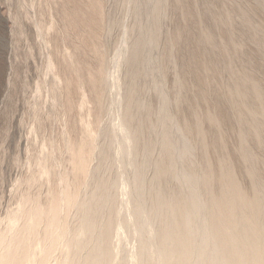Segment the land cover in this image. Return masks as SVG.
Here are the masks:
<instances>
[{"label":"rangeland","instance_id":"rangeland-1","mask_svg":"<svg viewBox=\"0 0 264 264\" xmlns=\"http://www.w3.org/2000/svg\"><path fill=\"white\" fill-rule=\"evenodd\" d=\"M161 95L190 144L201 139L196 127L203 129L197 164L219 174L228 160L249 191L244 131L252 169L264 180V0H0V234L13 231L14 214L22 216L16 226L32 219L36 205L47 212L44 224L49 210L63 204L62 191L86 195L87 170L106 163L102 178L118 181L113 264H158L151 240L144 259L134 261L141 238L124 225L134 216L123 183L133 165L122 152L130 142L120 102L131 97L130 125L142 130L141 148L157 141L148 128L164 106ZM141 103L148 109H137ZM161 154L156 148L150 158L137 156L149 158L146 181ZM73 227L80 229L78 220ZM44 232L40 227L36 237Z\"/></svg>","mask_w":264,"mask_h":264},{"label":"bare ground","instance_id":"bare-ground-1","mask_svg":"<svg viewBox=\"0 0 264 264\" xmlns=\"http://www.w3.org/2000/svg\"><path fill=\"white\" fill-rule=\"evenodd\" d=\"M155 33L149 32V44H153L151 34ZM140 55L137 51L134 57ZM134 76H138L136 70ZM152 85L157 86L154 82ZM130 98L125 96L120 105L124 106L121 117L126 130L124 137L130 142V148L122 152L133 165L132 176L123 183L130 187L134 216L124 225L127 228L132 225L141 238L134 261L140 263L144 259L147 241L151 240L158 264H264V180L252 169L255 159L247 147V134L243 131L240 135V154L251 165L249 191L238 182L228 160L221 161L219 174L207 163L202 166L194 161L195 148L206 145L203 129L196 127L201 139L190 144L176 120L169 116L164 95H161L164 106L148 128L157 141L144 142L140 148L142 130L130 125L135 119ZM137 109L147 110L148 106L141 103ZM210 121L217 122V118L210 117ZM182 130L185 133V125ZM156 148L162 154L154 164V175L146 181L145 171ZM140 152L149 158L138 160ZM108 168L105 163L87 170L83 188L90 187L86 195L62 191L63 204L49 210L51 215L44 224L40 217L47 212L41 211L39 205L29 208L34 217L24 218L19 226L16 225L22 216L14 214L13 231L0 234L1 260L5 264H113L117 253L110 248V238L119 223L113 211L118 181L102 178ZM167 182L173 187L168 188ZM74 218L73 224L68 222ZM76 220L80 229L73 227ZM42 226L44 235L37 238ZM31 249L38 253L35 255ZM59 252L63 256L61 261H57Z\"/></svg>","mask_w":264,"mask_h":264}]
</instances>
